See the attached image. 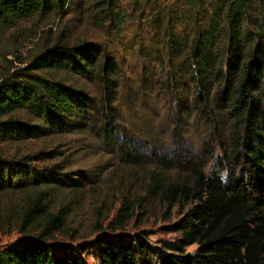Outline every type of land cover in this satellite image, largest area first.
<instances>
[{"label":"trees","instance_id":"16d2710c","mask_svg":"<svg viewBox=\"0 0 264 264\" xmlns=\"http://www.w3.org/2000/svg\"><path fill=\"white\" fill-rule=\"evenodd\" d=\"M88 0L87 16L98 27L122 31L127 19L162 0ZM77 0H0V38L22 21L45 22L69 13ZM167 23L157 10L158 32L168 55L169 77L158 86L169 92L174 83L191 81L193 101L199 117L217 127L216 107L224 104L232 119L229 147L216 151L215 140L194 154L186 145L179 118L173 136L177 145L174 162L146 159L133 142L119 140L118 121L113 111L117 90V62L102 43L71 44L63 33L46 44L30 61L18 57L23 66L10 64L0 76V139L22 140L53 133L71 132L77 127L65 118L90 119L89 101L74 85L45 74L65 71L87 78L100 89V110L104 135L119 143L129 165L147 167L152 193L169 210L176 205H194L168 227L180 234L175 242L155 249L146 239H129L125 229L135 209L124 199L108 223L113 237L101 236L98 264H264V0H170L163 4ZM157 18V17H155ZM191 26L194 40L176 32V26ZM176 85V88H180ZM31 156H0V193L21 187H43L24 210L20 230L33 228L35 237H25L0 248V264H86L81 251L88 247L59 249L50 239L67 230L60 212L48 210L44 199L49 188L60 187L30 164ZM229 169L228 183L216 175V167ZM60 167L55 165V168ZM181 167L184 177L163 170ZM198 244L195 252L186 247Z\"/></svg>","mask_w":264,"mask_h":264},{"label":"rangeland","instance_id":"374dc122","mask_svg":"<svg viewBox=\"0 0 264 264\" xmlns=\"http://www.w3.org/2000/svg\"><path fill=\"white\" fill-rule=\"evenodd\" d=\"M88 0H77L69 13L45 22L22 21L0 38V76L10 64L23 66L18 57L27 62L41 47L54 43L64 33L72 45L82 41L102 43L117 62V90L113 111L118 121L116 134L121 141L136 144L146 159L153 153L167 163L174 162L177 145L173 131L179 118L186 145L194 154L203 152L205 143L214 139L216 151L229 147L232 119L224 104H218L217 127L205 123L193 101L194 86L191 81L174 83L171 91L159 88L158 81L168 75V55L163 46L162 33L158 32L157 19L167 23L163 4L147 7L127 19L121 32L96 26L87 16ZM133 2L125 0L122 6L129 11ZM162 14L157 16L156 11ZM167 14V13H166ZM157 17V18H155ZM176 32L189 44L194 40L191 26H176ZM51 77L60 78L74 85L87 96L90 119L82 122L65 118L77 129L67 133H53L39 138L22 140L0 139V156L12 159L31 156L30 164L43 172L47 179L60 187L47 189L44 199L48 210L60 212L67 230L56 233L50 243L60 250L64 247L86 245L81 251L86 264H98L96 254L101 236L113 237L108 223L118 212L124 199H129L135 209L134 216L119 233L129 239H146L155 249L163 251L162 244L175 242L180 234L168 227L180 220L183 213L195 202L182 208L179 204L169 210L152 193L146 191L150 183L147 167L126 163L119 146L104 135L100 110V89L85 77L65 72L44 70ZM180 85V88H176ZM55 165L60 167L55 168ZM173 177L187 175L181 167L163 170ZM43 187L12 189L0 193V248L25 237H35L37 230L21 232L20 223L24 210L39 196ZM264 215V209L258 213ZM198 244L186 247L195 252Z\"/></svg>","mask_w":264,"mask_h":264},{"label":"clouds","instance_id":"9594fccd","mask_svg":"<svg viewBox=\"0 0 264 264\" xmlns=\"http://www.w3.org/2000/svg\"><path fill=\"white\" fill-rule=\"evenodd\" d=\"M216 175H218L220 181L224 184L228 183L229 169L227 167L217 166L215 169Z\"/></svg>","mask_w":264,"mask_h":264}]
</instances>
